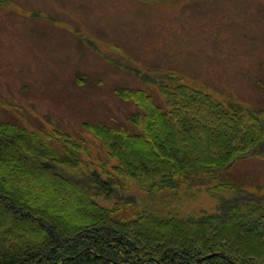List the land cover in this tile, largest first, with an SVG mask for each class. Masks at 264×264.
Returning a JSON list of instances; mask_svg holds the SVG:
<instances>
[{"label": "trees", "instance_id": "1", "mask_svg": "<svg viewBox=\"0 0 264 264\" xmlns=\"http://www.w3.org/2000/svg\"><path fill=\"white\" fill-rule=\"evenodd\" d=\"M181 81L117 88L127 122L84 123L113 171L77 174L85 141L57 127L0 121V264H264V193L227 175L264 159V109ZM184 187L207 188L216 210L182 213Z\"/></svg>", "mask_w": 264, "mask_h": 264}, {"label": "rangeland", "instance_id": "2", "mask_svg": "<svg viewBox=\"0 0 264 264\" xmlns=\"http://www.w3.org/2000/svg\"><path fill=\"white\" fill-rule=\"evenodd\" d=\"M179 80L264 109V0H0V121L83 139L77 174L118 165L84 127L127 122L135 109L117 88L159 93L160 81ZM227 175L264 193V159ZM130 185L126 195L142 198ZM185 188L182 213L216 210L207 188Z\"/></svg>", "mask_w": 264, "mask_h": 264}]
</instances>
